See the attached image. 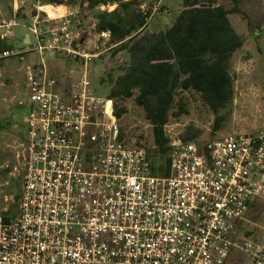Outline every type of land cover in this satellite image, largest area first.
<instances>
[{"label": "built area", "instance_id": "2783aa9c", "mask_svg": "<svg viewBox=\"0 0 264 264\" xmlns=\"http://www.w3.org/2000/svg\"><path fill=\"white\" fill-rule=\"evenodd\" d=\"M120 1L130 0L99 7ZM135 1L146 26L163 0ZM35 7L32 49L10 47L17 17H0V59L41 55L27 66L29 97L20 100L22 189L18 210L0 211V264H264V228L243 222L264 202V129L174 139L169 169L154 171L147 148L120 137L107 98L94 94L89 64L110 31L90 46L71 29L66 4ZM47 53L80 64L74 82L51 73Z\"/></svg>", "mask_w": 264, "mask_h": 264}, {"label": "rangeland", "instance_id": "374dc122", "mask_svg": "<svg viewBox=\"0 0 264 264\" xmlns=\"http://www.w3.org/2000/svg\"><path fill=\"white\" fill-rule=\"evenodd\" d=\"M16 0H0V17L15 15L17 24L13 30L15 35L10 37V47L23 50L33 48L37 44L33 32L35 26L33 11L39 0H18L19 9L15 13ZM67 5V16L72 19V30H82L90 38V46L100 41V34L95 30L94 10L81 5L78 1L64 0ZM152 1V0H150ZM226 8L234 7L232 0H219ZM162 4L167 8L162 9ZM183 0H163L159 10L152 13L146 28L165 29L171 26L180 10ZM239 7L246 14L233 11L230 19L243 38V45L233 56L232 73L234 76L235 98L231 112L222 127L213 129L215 114L203 103L200 94L194 91L179 92V97L186 101L187 113L180 116L172 115L166 125L171 138H181L182 132L190 124H194L202 133L198 137L201 141L220 138L230 132H252L264 129V0H240ZM96 9H101L100 7ZM37 11V10H36ZM45 13L42 16L45 17ZM50 26L49 23H47ZM39 26L46 29L44 23ZM31 35L32 42L26 43L24 36ZM47 39L49 37H46ZM106 53L109 49L101 46ZM103 53L101 55H103ZM123 55L118 54L111 61L109 58H98L89 64V72L93 81L94 94L108 98L111 86L101 77H107L106 70L116 66ZM50 66L67 65V59L47 53L44 56ZM41 60L37 51L25 53L24 57H14L0 62V211L18 210L19 198L22 189V174L24 167L26 142V109L20 105V100H28L27 66ZM137 90H135V95ZM120 104L126 107V112L116 123L123 129L125 139L131 145H141L151 149L152 161L155 166L165 162L163 155L154 152L153 126L145 116V110L135 101V96L122 100ZM114 109V108H113ZM175 110L178 105H175ZM17 167V169H16ZM262 209L252 210L244 219L245 229L261 230L264 228V202ZM261 227V228H259Z\"/></svg>", "mask_w": 264, "mask_h": 264}, {"label": "trees", "instance_id": "16d2710c", "mask_svg": "<svg viewBox=\"0 0 264 264\" xmlns=\"http://www.w3.org/2000/svg\"><path fill=\"white\" fill-rule=\"evenodd\" d=\"M94 10L95 30L110 31L109 49L100 58L111 61L122 54L116 66L106 70L111 89L108 98L114 101V114L120 120L126 107L120 102L135 96V101L145 110V116L153 126L154 152L165 156L159 166L152 161L154 171L169 169L171 138L166 125L172 115L187 113L186 101L177 98L179 92L194 91L215 114L214 130L222 127L235 98L232 60L244 41L234 27L229 14L238 11L240 0H232L234 7L228 9L219 0H183V7L174 23L165 29H148L145 18L135 0L120 1L113 10L96 9L103 3L118 0H71ZM41 4L63 5L64 0H39ZM167 8L162 4V9ZM36 14V9L33 11ZM71 22L72 19L70 18ZM72 25V23H71ZM25 53L17 55L24 57ZM12 57L0 59L6 60ZM3 65V64H0ZM135 90L137 94L135 95ZM175 105L178 109L175 110ZM202 129L190 124L181 139H197ZM120 137H124L120 128ZM141 146V145H139ZM20 195L17 194V199ZM262 209L254 203L253 210ZM6 214H11L9 209ZM251 233V232H249Z\"/></svg>", "mask_w": 264, "mask_h": 264}, {"label": "crops", "instance_id": "0c3cea01", "mask_svg": "<svg viewBox=\"0 0 264 264\" xmlns=\"http://www.w3.org/2000/svg\"><path fill=\"white\" fill-rule=\"evenodd\" d=\"M66 10V9H64ZM33 17V15H32ZM43 17V16H42ZM34 21V19H33ZM148 25V23L146 24V26ZM26 43H31L32 42V38L31 35L28 33L26 36L23 37ZM27 53V52H26ZM56 57H64L62 55L59 54H54ZM13 57H17V56H13ZM66 59V57H64ZM68 60V59H67ZM50 71L53 75L55 76H70L71 77V83L75 81V79L78 77L79 73L82 71V67L80 66V64L78 62L72 61V60H68L67 61V65L64 66L63 65H58L56 63V65L54 66H50ZM73 77H72V76Z\"/></svg>", "mask_w": 264, "mask_h": 264}, {"label": "water", "instance_id": "95a60500", "mask_svg": "<svg viewBox=\"0 0 264 264\" xmlns=\"http://www.w3.org/2000/svg\"><path fill=\"white\" fill-rule=\"evenodd\" d=\"M113 106H114V101H113V99H108V100H107V109H108V111H110V113H112V118H113V120L116 121V120H117V117H116V115L113 113Z\"/></svg>", "mask_w": 264, "mask_h": 264}, {"label": "bare ground", "instance_id": "6f19581e", "mask_svg": "<svg viewBox=\"0 0 264 264\" xmlns=\"http://www.w3.org/2000/svg\"><path fill=\"white\" fill-rule=\"evenodd\" d=\"M44 8L50 10L51 15H53L54 11H53V9H51L52 7H50L49 5H46V6H44ZM64 8L65 7L61 6V8L59 9V11L61 12L62 10H64Z\"/></svg>", "mask_w": 264, "mask_h": 264}]
</instances>
